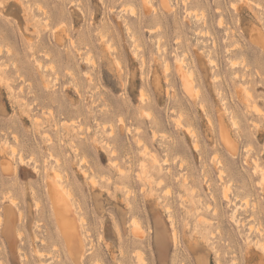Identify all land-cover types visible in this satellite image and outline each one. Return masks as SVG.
<instances>
[{"label":"rangeland","instance_id":"1","mask_svg":"<svg viewBox=\"0 0 264 264\" xmlns=\"http://www.w3.org/2000/svg\"><path fill=\"white\" fill-rule=\"evenodd\" d=\"M263 180L264 0H0V264H264Z\"/></svg>","mask_w":264,"mask_h":264},{"label":"bare ground","instance_id":"2","mask_svg":"<svg viewBox=\"0 0 264 264\" xmlns=\"http://www.w3.org/2000/svg\"><path fill=\"white\" fill-rule=\"evenodd\" d=\"M262 42V41H261ZM80 55V54H79ZM88 64V63H87ZM70 74V73H69ZM70 76V75H69ZM190 78V77H189ZM247 92V91H246ZM143 100V99H142ZM254 107V106H253ZM255 108V107H254ZM261 112V111H260ZM262 114V113H261ZM224 132V131H223ZM192 134V133H191ZM222 136V135H221ZM226 136V135H224ZM197 145V144H196ZM195 147V145H194ZM196 148V147H195ZM233 152V151H232ZM167 163V162H166ZM246 165V164H245ZM256 165V164H255ZM5 170H8L7 167H5ZM221 179V178H219ZM151 181V180H150ZM221 181V180H220ZM262 181V180H261ZM264 181V180H263ZM210 185V184H209ZM208 185V186H209ZM258 186V185H257ZM229 187V186H228ZM227 187V188H228ZM229 193V191H228ZM154 194V193H153ZM48 195L50 198V201L52 203V207L54 210V214L57 220V225L59 228V231L62 235V238L64 240L65 246L67 247L68 253L71 256V258L74 260V262L77 263L76 259L80 257L82 248H83V240L80 237V232L78 230V226L75 222V220L72 218V208L67 200V198L58 190L54 185L48 186ZM227 197V195H226ZM169 212V210L167 211ZM236 213V212H235ZM215 214V213H213ZM169 220V219H168ZM170 221H172L170 219ZM172 223V222H171ZM174 224V223H173ZM172 224V225H173ZM174 226V225H173ZM172 227V226H171ZM137 228V227H136ZM175 228V227H174ZM173 229V228H172ZM175 230V229H173ZM141 234V233H140ZM176 233L173 232V237H175ZM159 236V235H158ZM160 238V237H159ZM174 239V238H173ZM161 240V239H160ZM175 240V239H174ZM177 241V239H176ZM175 241V246L177 245ZM158 243L160 241L158 240ZM161 249V248H160ZM161 255V254H160ZM166 253H163V259L165 260ZM82 257V256H81ZM140 257V256H139ZM139 263V262H138Z\"/></svg>","mask_w":264,"mask_h":264}]
</instances>
